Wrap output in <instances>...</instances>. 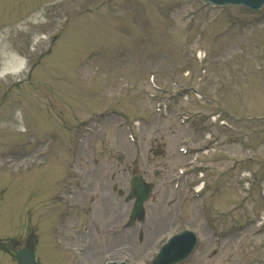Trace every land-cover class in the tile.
Masks as SVG:
<instances>
[{
    "label": "rangeland",
    "instance_id": "374dc122",
    "mask_svg": "<svg viewBox=\"0 0 264 264\" xmlns=\"http://www.w3.org/2000/svg\"><path fill=\"white\" fill-rule=\"evenodd\" d=\"M48 1L0 0V39L5 38L0 43V68L8 52L26 56L28 68L32 67L30 79L23 85L18 83L23 78L19 76L0 80V149L4 150L0 168L12 160L11 165L22 172L16 177L0 170V193L6 190L4 196L0 194V239L19 233L25 236L27 225L36 219L31 192L35 188L41 191L57 178L52 165L58 164L63 175L57 186L60 190L83 177L84 183H93L92 195L98 194L101 182L105 189L112 183L127 189L135 172L154 184L144 205L143 222L126 227L130 204L123 201L115 224L98 211L96 221L89 219L95 241L87 239L84 249L75 242V234L66 233L68 239L62 238L64 228L73 225L70 220L78 233L86 234L82 206H73L67 221L59 218L54 227L63 242L59 247L68 253L64 257L67 264H104L107 260L149 264L161 236L187 227L197 232L198 245L181 264H264V232L257 223L264 216V116L256 119L264 114V7L251 12L241 6L210 9L199 0H55L44 4ZM41 4L33 20L20 21ZM41 35L46 38L35 39ZM102 43L105 46L100 49ZM88 47L96 51L90 59H86ZM195 49L208 55L207 77L200 84L195 80L202 72L194 60ZM75 61L80 75L72 66ZM149 74L156 78L160 98L166 99L178 89L199 87L210 102L196 100L189 93L183 104L189 112L203 109L205 113L192 120L191 127L179 124L176 110L155 117L154 101L148 95L152 91ZM105 105L117 112H105L109 121L93 127L98 113L106 111ZM220 109L224 116L232 114L235 130L221 129L222 154L207 162L213 171H204V195L192 198L190 180L178 189L168 185L170 173H176L188 159L177 153L178 140L187 135L199 142L203 130L213 125L205 116ZM89 114L91 119L80 124L82 116ZM125 115L139 121L138 129L132 130L134 141L118 126ZM56 116L68 123L59 127ZM49 130L56 134L38 137ZM82 133L83 141L71 145ZM9 144L18 145L7 147ZM157 144L164 145V153L155 155ZM43 160L51 167L34 174ZM156 169L157 175L153 173ZM243 169L255 171L245 191L239 175ZM87 170L94 171L90 178L84 176ZM74 185L79 202L82 192ZM42 203L44 219L56 209L58 217L62 213L61 201L44 196ZM210 223L216 225L211 230ZM34 226L29 228L31 233ZM114 230L119 233L115 241L109 238ZM44 232L43 228L36 250L42 264H64ZM211 232L220 238L214 239ZM118 244L126 249L108 254L110 246ZM2 253L0 264H13Z\"/></svg>",
    "mask_w": 264,
    "mask_h": 264
},
{
    "label": "water",
    "instance_id": "95a60500",
    "mask_svg": "<svg viewBox=\"0 0 264 264\" xmlns=\"http://www.w3.org/2000/svg\"><path fill=\"white\" fill-rule=\"evenodd\" d=\"M209 5H224V4H244L249 5L252 8H259L264 4V0H203ZM132 185L136 188V193L138 198L134 204L132 211V218L136 216L141 218L143 216L142 202L150 194V186H144L143 180L141 178H134L132 180ZM195 243V237L192 233L184 231L183 233L172 237L167 244H165L157 259L153 264H173L182 260L191 250ZM30 260L23 264H32V254L29 256Z\"/></svg>",
    "mask_w": 264,
    "mask_h": 264
},
{
    "label": "bare ground",
    "instance_id": "6f19581e",
    "mask_svg": "<svg viewBox=\"0 0 264 264\" xmlns=\"http://www.w3.org/2000/svg\"><path fill=\"white\" fill-rule=\"evenodd\" d=\"M24 66V60L19 57H11L8 62H5L4 67L0 71V75H6L7 73H17Z\"/></svg>",
    "mask_w": 264,
    "mask_h": 264
}]
</instances>
